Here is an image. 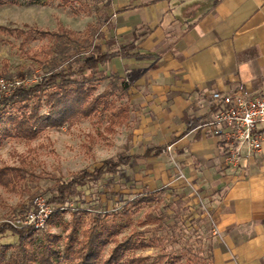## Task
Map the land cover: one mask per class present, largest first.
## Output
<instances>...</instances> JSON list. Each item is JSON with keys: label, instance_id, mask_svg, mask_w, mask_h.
Wrapping results in <instances>:
<instances>
[{"label": "crops", "instance_id": "1", "mask_svg": "<svg viewBox=\"0 0 264 264\" xmlns=\"http://www.w3.org/2000/svg\"><path fill=\"white\" fill-rule=\"evenodd\" d=\"M109 14L98 46L119 54L106 67L131 85L144 183L154 192L169 176L172 145L209 207L212 264H264V139L234 166L203 125L214 91L264 94V0H113Z\"/></svg>", "mask_w": 264, "mask_h": 264}, {"label": "trees", "instance_id": "2", "mask_svg": "<svg viewBox=\"0 0 264 264\" xmlns=\"http://www.w3.org/2000/svg\"><path fill=\"white\" fill-rule=\"evenodd\" d=\"M54 0H0V7L21 5L25 2L47 5ZM61 5L78 3L80 9L96 14L97 20L88 29L77 32L62 24L55 30L24 24L13 26L0 24V35L19 41V49L33 59L42 70L34 84L16 81L5 91L0 86V147L9 139L34 140L48 128H61L82 117H90L98 111L110 113L113 125H122L130 117L128 105L117 106V98L129 94L130 83L122 76L109 72L108 63L118 53L103 52L98 46L102 29L106 26L113 0H59ZM46 39L40 51L29 48L31 42ZM6 63L0 70V79L11 80ZM113 77L109 87L97 92L98 83ZM194 126L189 124V128ZM132 161V155H120L106 159L94 171L82 170L70 180L58 179L53 186L55 195L48 200L56 206L64 205L70 196L80 193L78 186L86 181H97L106 173L117 175ZM23 176L18 166L0 167V185L8 186ZM149 191L141 199L132 200L131 206L112 214H100L90 226L81 229L76 211L74 222H65L63 209H57L49 223L62 226L65 234L46 232L33 227H17L11 222L0 225V264H176L180 256L164 246L156 257L137 253L141 247L163 245L161 236L150 233L164 229L172 230V239L177 242L183 236L178 224L162 221L140 228L132 226L133 208L155 199ZM148 219L157 218L149 214ZM125 230H129L127 234ZM179 230L178 235H176ZM200 241L201 238H199ZM16 253H10L16 249ZM197 251V252H196ZM203 248H185L186 264H203Z\"/></svg>", "mask_w": 264, "mask_h": 264}, {"label": "rangeland", "instance_id": "3", "mask_svg": "<svg viewBox=\"0 0 264 264\" xmlns=\"http://www.w3.org/2000/svg\"><path fill=\"white\" fill-rule=\"evenodd\" d=\"M95 13L80 9L78 3L61 5L54 0L47 5L25 2L21 5H5L0 7V24L22 26L29 24L43 29L55 30L59 24L85 32L90 23L95 22ZM47 44L46 39L30 43L29 48L40 51ZM8 64L11 80L1 82L0 86L9 91L14 81L26 84L36 83L42 70L33 59L22 53L19 41L13 37L0 35V70ZM113 77L98 83L97 92L109 87ZM117 106L123 104L130 107V117L122 125H113L109 111H98L90 117H82L61 128L45 129L34 140L9 139L0 147V167L18 166L22 168L23 176L12 184L0 185V225L4 222H15L27 211L33 198L43 195L50 198L56 194L53 186L58 179L70 180L82 170L94 171L106 159L118 158L140 152L142 142L136 140L139 117L137 108L130 94L117 98ZM169 155L166 161L168 177L158 181V189L154 192L155 199L145 202L139 208H133L132 226L144 228L158 221L165 224H178L183 236L178 235V241L168 243L172 239V230L164 229L150 233L161 236L163 245L141 247L137 253L156 257L164 246L174 249L180 259L176 264H186L185 248H203V264H212L211 248L208 244L210 230L209 207L198 194H192L188 179L181 169L180 162L173 153L172 145H168ZM136 157L132 163L117 175L106 173L100 180L86 181L78 186V191L70 196L62 216L65 222H74L76 211L79 214L81 229L90 226L100 214H112L121 211L124 206H131L134 199H141L150 191L144 183L145 169ZM149 175V174H148ZM161 175V173H159ZM194 196V197H193ZM152 214L157 219L150 220ZM129 230H125L127 234ZM53 232L65 234L62 226L48 224L39 234ZM202 241H200V239ZM17 248L10 251L16 253ZM197 252V251H196Z\"/></svg>", "mask_w": 264, "mask_h": 264}, {"label": "built area", "instance_id": "4", "mask_svg": "<svg viewBox=\"0 0 264 264\" xmlns=\"http://www.w3.org/2000/svg\"><path fill=\"white\" fill-rule=\"evenodd\" d=\"M4 83V79H1ZM17 85L24 83L16 82ZM212 114L204 126L213 128L226 149L227 160L234 166H240L245 156L260 151L264 139V94L252 90L240 83L234 90H217L212 94ZM57 209H66L65 205L56 206L43 195L33 198L30 208L15 222L17 227L30 226L37 230L45 229Z\"/></svg>", "mask_w": 264, "mask_h": 264}]
</instances>
